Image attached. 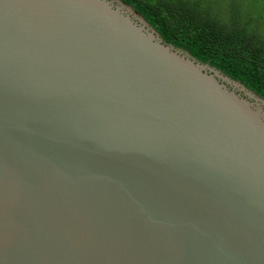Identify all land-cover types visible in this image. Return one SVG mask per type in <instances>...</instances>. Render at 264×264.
<instances>
[{"label":"water","instance_id":"obj_1","mask_svg":"<svg viewBox=\"0 0 264 264\" xmlns=\"http://www.w3.org/2000/svg\"><path fill=\"white\" fill-rule=\"evenodd\" d=\"M0 264H264V98L122 0H0Z\"/></svg>","mask_w":264,"mask_h":264},{"label":"trees","instance_id":"obj_2","mask_svg":"<svg viewBox=\"0 0 264 264\" xmlns=\"http://www.w3.org/2000/svg\"><path fill=\"white\" fill-rule=\"evenodd\" d=\"M167 44L264 98V0H122Z\"/></svg>","mask_w":264,"mask_h":264},{"label":"flooded vegetation","instance_id":"obj_3","mask_svg":"<svg viewBox=\"0 0 264 264\" xmlns=\"http://www.w3.org/2000/svg\"><path fill=\"white\" fill-rule=\"evenodd\" d=\"M208 64V63H207ZM210 66H212V67H215V66H213V65H211V64H209ZM216 68V67H215ZM219 70V69H218Z\"/></svg>","mask_w":264,"mask_h":264}]
</instances>
